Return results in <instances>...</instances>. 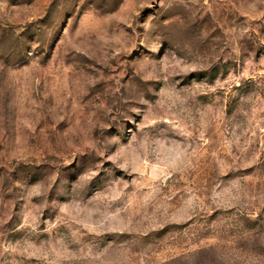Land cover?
<instances>
[{"label": "rangeland", "instance_id": "obj_1", "mask_svg": "<svg viewBox=\"0 0 264 264\" xmlns=\"http://www.w3.org/2000/svg\"><path fill=\"white\" fill-rule=\"evenodd\" d=\"M0 264H264V0H0Z\"/></svg>", "mask_w": 264, "mask_h": 264}]
</instances>
